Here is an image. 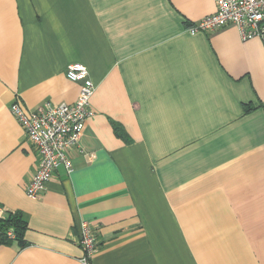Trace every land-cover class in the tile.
<instances>
[{
  "label": "crops",
  "instance_id": "1",
  "mask_svg": "<svg viewBox=\"0 0 264 264\" xmlns=\"http://www.w3.org/2000/svg\"><path fill=\"white\" fill-rule=\"evenodd\" d=\"M214 2L0 0V206L27 224L0 264H81L83 221L88 264H264V46L190 35ZM73 63L94 85L83 153L31 199L38 157L9 107L73 103Z\"/></svg>",
  "mask_w": 264,
  "mask_h": 264
},
{
  "label": "built area",
  "instance_id": "2",
  "mask_svg": "<svg viewBox=\"0 0 264 264\" xmlns=\"http://www.w3.org/2000/svg\"><path fill=\"white\" fill-rule=\"evenodd\" d=\"M214 13L186 29L190 35L212 32L228 25L237 29L240 40L257 39L264 46V0H214ZM65 76L77 83L79 92L71 104H52L46 101L34 110H24L18 104L10 105L9 112L23 130L26 139L37 153V166L26 187L28 198L36 199L46 188L51 175L62 167L66 173L72 171L70 152L79 149L80 135L86 120L93 115L89 101L94 85L87 68L79 63L66 67ZM79 153H83L79 149ZM8 213L0 206V218ZM78 245L82 253L81 264L90 263L97 252L98 243L88 222L79 225ZM8 235L12 236L11 232Z\"/></svg>",
  "mask_w": 264,
  "mask_h": 264
},
{
  "label": "trees",
  "instance_id": "3",
  "mask_svg": "<svg viewBox=\"0 0 264 264\" xmlns=\"http://www.w3.org/2000/svg\"><path fill=\"white\" fill-rule=\"evenodd\" d=\"M113 129L114 135L125 139L122 130L117 125ZM26 227V222L17 213H8L5 217L0 218V246L15 243L18 247L23 248L26 245L23 241ZM9 231L12 236L8 235Z\"/></svg>",
  "mask_w": 264,
  "mask_h": 264
}]
</instances>
